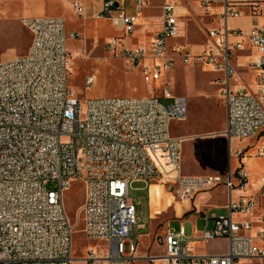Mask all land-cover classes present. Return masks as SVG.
Here are the masks:
<instances>
[{
  "label": "built area",
  "instance_id": "obj_1",
  "mask_svg": "<svg viewBox=\"0 0 264 264\" xmlns=\"http://www.w3.org/2000/svg\"><path fill=\"white\" fill-rule=\"evenodd\" d=\"M76 17L85 16L81 0H64ZM144 0H136L138 13ZM205 14L222 7L220 27L209 32L212 44L192 54L169 41L181 36L178 0H164L161 30L149 47H124L120 52L127 70H139L153 89L163 72L174 67V52L181 62H194L222 74L219 97L226 109L222 136L248 140L264 132V25L249 31L229 28L228 20L247 8L262 17L258 1L196 0ZM116 0H104L99 19H110L123 34H132L136 15L120 12L112 16ZM264 17V16H263ZM264 19V18H263ZM31 34L24 56L0 63V264H74L76 225L70 220L65 193L72 184L83 182L84 200L77 211L87 240L106 246L107 251L89 249L85 264H132L141 260L131 232L138 222L136 205L129 197L134 183H161L170 187L177 200L191 203L200 193L223 184L229 215L205 218L200 237L175 232L168 225L162 240L165 252L143 258L149 264H264V177L254 187L250 174L240 168L224 180L213 176L182 173L180 137L171 124L187 116L185 98L173 97L168 89L161 96L145 98L86 99L82 103L69 85L73 63L67 47L76 40L68 33L66 20L59 17L23 18ZM120 42V41H119ZM118 42V43H119ZM117 41L109 48L115 52ZM248 45L258 59L248 67L256 74L255 92L233 89L235 69L231 61ZM96 83L94 74L85 78V88ZM172 103L163 105L160 99ZM85 139L86 160L79 164L77 140ZM245 151L237 152L240 158ZM264 157V147L256 153ZM234 179L238 182L236 186ZM55 182L57 187L49 189ZM241 193L233 197V190ZM227 241L219 254H195L194 242ZM126 244H129L128 251Z\"/></svg>",
  "mask_w": 264,
  "mask_h": 264
},
{
  "label": "rangeland",
  "instance_id": "obj_2",
  "mask_svg": "<svg viewBox=\"0 0 264 264\" xmlns=\"http://www.w3.org/2000/svg\"><path fill=\"white\" fill-rule=\"evenodd\" d=\"M43 0H0V63L24 56L31 44V34L23 26L21 20L30 17L37 12V2ZM47 9L43 17H62L66 20L68 33H75L76 40L68 42V49L73 63L72 72L69 75V85L78 99L84 103L86 99H116V98H145L149 95L161 96L164 89L171 91L173 97L185 98L187 104V116L183 121H175L171 124V133L180 137L182 142V173L187 176H213L224 180L230 170L236 172L240 168L246 170L251 176V183L255 187L264 177V157H257L258 150L264 147V132L258 137L248 140H232L229 142L222 136L225 130L226 109L219 97V91L214 81V75L210 73L208 66L190 62L184 64L179 56L170 52L174 58V67L163 72L161 80L153 83L151 91L146 77L139 70H127L120 52H112L108 42L102 40L94 33H83L86 26L85 17H76L71 6L64 0H44ZM125 6L127 13L137 12L135 0H119ZM149 7L143 10L145 15L160 17L163 0H147ZM181 7L187 13L182 19L183 28L181 36L169 41L172 48L182 47L184 51L192 54L206 50L212 43L209 32L218 29V22L209 18L204 9L196 0H178ZM237 1V0H236ZM262 6L264 16V0H256ZM98 4L100 0H96ZM95 2L90 3V7ZM264 17L258 21L264 25ZM98 20V19H97ZM153 29H136L133 34L121 38V43L127 47L144 44L149 37L146 34L154 33L160 28V20L154 23ZM104 37L118 40L122 33L108 22L101 31ZM154 35H150L153 38ZM150 40V39H149ZM119 42V41H118ZM117 42V43H118ZM241 62V61H240ZM210 68V67H209ZM246 74L245 70H240ZM94 73L97 81L89 89L85 88V78ZM247 79L253 83L256 74L249 72ZM173 99H160V103L168 105ZM245 151L240 158L237 152ZM76 157L79 164L85 163L86 146L85 139L77 140ZM237 186L238 182L234 179ZM57 184L51 182L49 189H55ZM208 207L203 210L204 215L195 214L194 203L200 195ZM241 193L233 190V197L237 198ZM226 188L223 184L210 192L200 193L190 203L181 204L170 187L161 183H134L129 190V197L136 205L138 222L131 232V239L138 248V253L143 256H157L165 252L162 240L165 232L170 228L178 232L184 226L187 235L192 231L200 235L205 229V218L210 219L208 230L214 226V217L222 218L229 215L226 200ZM65 205L67 214L76 225L74 234L73 254L76 259L74 264H85L83 261L89 249L94 251H107L105 245L87 240L84 235L82 220L78 221L77 211L83 204V182L72 184L65 193ZM193 207V208H192ZM192 215V216H191ZM191 216V221L183 225V221ZM140 226H144L141 229ZM204 244L194 245L196 250L204 249ZM206 245V244H205ZM227 241L223 239L212 240L208 243L211 251L222 252L227 249ZM128 251L129 244H126ZM137 253V254H138ZM132 264H149V261L141 258ZM243 264H250L244 262Z\"/></svg>",
  "mask_w": 264,
  "mask_h": 264
},
{
  "label": "crops",
  "instance_id": "obj_3",
  "mask_svg": "<svg viewBox=\"0 0 264 264\" xmlns=\"http://www.w3.org/2000/svg\"><path fill=\"white\" fill-rule=\"evenodd\" d=\"M116 1H118L119 7H116L115 6L113 8V10H112V16L113 17H116V16L119 15L120 12L125 13L126 15H136L137 16V22H136V26H135V31H136V29H138V27H140L139 29H142V30L143 29H146V28L148 30L149 29H153V27L156 26L154 23L157 20H160V28H159V30L157 32L154 31V33H151V34H146V35H148V37H149L150 40L148 39V41H146L144 44H141V45H145L146 47H149L150 44H151V42L153 41V39L157 35V33L161 30V16H162V6H163V3H164V0H163L162 4L160 5V8H161V15H160V17H158L156 15H149V14L145 15L143 13V10L146 7H149V2L147 0H144L143 1L141 13H138V9H137V12L136 13H133V14L127 13V11L125 9V6H124V4L122 2H120L119 0H116ZM230 1L238 2V1H247V0H237V1L236 0H230ZM81 2H82V4L85 7V16L84 17L86 19V26L84 27V32L83 33H94L96 36H98L102 40L107 41L108 42V46H109L113 41H115L114 38L104 37L102 35L101 31L103 30V28L105 27V25L108 22H112V21L110 19H99V14H101V12L103 10L104 0H100V3L99 4H98V2H96V0H81ZM91 2H95V4L90 7V3ZM37 4H38L36 6L37 12L35 14H33L32 16L28 17V18H35V17H43V16H45L46 9H47V5H46L47 3H46V1H44V0L43 1H39V3L37 2ZM184 10L185 9L182 8V17L179 19V23H180L181 29L183 28L182 19H184V18L187 17V13H183ZM221 12H222V7L221 6H216L214 8V10H213V13L208 14L209 15L208 17L215 19L218 22V25H220L219 17H220ZM24 18H26V17H24ZM59 18H62V17H59ZM260 18L261 17H256L255 15H253L250 12L249 9L243 8L242 11H241V16L239 18H237V19H229L228 20V26H229V28H233V29H242L244 31H249L254 24H257L258 23V21H259ZM259 25H262V24H259ZM150 35H154L153 38H150ZM124 36L125 35L122 34V36L119 37V39L116 40V41L117 42L118 41H121V38H123ZM170 45L172 47L173 46V43H171ZM137 46H139V45L127 47L126 45H124L121 42H119L116 45L115 52H121L124 47H127V48H135ZM67 47H68V43H67ZM257 59H258V56H257L255 50L253 48H251L250 46H248V45H246L243 50L236 52L235 56L233 57V59L231 61V64H232L233 68L235 69V76L231 80V87L233 89H237V88H240V87H244V88H246L251 93L252 92H255V81H253V83L250 82L247 79V75L246 74H248L249 72L255 74V72L252 69H250L248 67V65L251 64V63H253V62H255ZM242 69L245 70V73L246 74H242V72L240 71ZM207 70H209L210 73L214 75V78H213L214 81H213V83L216 84V86L218 88V91H219V89L222 86L221 81H222L223 75L222 74L215 73L209 67H208ZM92 74H94V73H92ZM95 78L97 79L96 75H95ZM202 196H208V198L210 197L209 199H211L210 194H208V195H200L196 199V201L194 203V207L196 208V210H195L196 213L195 214L204 215L203 210L205 208H202V207H206V209L208 207H211V206H208V202L209 201H206V202L203 203L200 200V197H202ZM191 216L188 219H186L185 221L182 222L183 225L184 224H187V223H189L191 221ZM182 227H184V226H182ZM140 228L141 229H144V226H140ZM200 235H197L196 232L192 231L191 235H189V236H191V237H193V238L196 239V238L200 237ZM197 244L200 245V244H204V243L194 242L192 244L193 249L195 251V254H198V255H204V254H219V253H224L226 251V250L225 251H222V252L211 251V250L208 249V243L206 245L205 244L203 245L205 247L204 249L196 250L194 248V245H197ZM137 253H138V248L136 246V255L139 258H142V257L143 258H146V257H148V256H143V255H140L139 253L138 254Z\"/></svg>",
  "mask_w": 264,
  "mask_h": 264
},
{
  "label": "bare ground",
  "instance_id": "obj_4",
  "mask_svg": "<svg viewBox=\"0 0 264 264\" xmlns=\"http://www.w3.org/2000/svg\"><path fill=\"white\" fill-rule=\"evenodd\" d=\"M31 45V44H30Z\"/></svg>",
  "mask_w": 264,
  "mask_h": 264
}]
</instances>
